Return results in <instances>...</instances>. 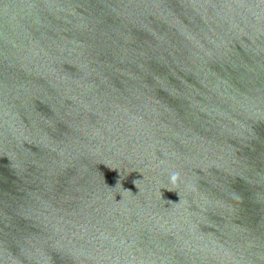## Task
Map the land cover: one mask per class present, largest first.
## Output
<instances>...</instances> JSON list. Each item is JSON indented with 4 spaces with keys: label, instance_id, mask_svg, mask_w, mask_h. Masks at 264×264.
Masks as SVG:
<instances>
[{
    "label": "water",
    "instance_id": "95a60500",
    "mask_svg": "<svg viewBox=\"0 0 264 264\" xmlns=\"http://www.w3.org/2000/svg\"><path fill=\"white\" fill-rule=\"evenodd\" d=\"M0 264H264V0H0Z\"/></svg>",
    "mask_w": 264,
    "mask_h": 264
},
{
    "label": "clouds",
    "instance_id": "9594fccd",
    "mask_svg": "<svg viewBox=\"0 0 264 264\" xmlns=\"http://www.w3.org/2000/svg\"><path fill=\"white\" fill-rule=\"evenodd\" d=\"M180 182V173L177 171H172L168 175V183L169 185L175 187ZM169 192H173L172 188H165Z\"/></svg>",
    "mask_w": 264,
    "mask_h": 264
}]
</instances>
